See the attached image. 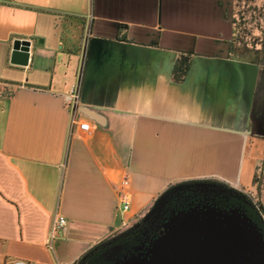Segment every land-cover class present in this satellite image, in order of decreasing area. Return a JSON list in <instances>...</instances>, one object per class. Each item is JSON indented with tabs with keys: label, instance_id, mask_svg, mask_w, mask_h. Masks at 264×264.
I'll return each mask as SVG.
<instances>
[{
	"label": "crops",
	"instance_id": "0c3cea01",
	"mask_svg": "<svg viewBox=\"0 0 264 264\" xmlns=\"http://www.w3.org/2000/svg\"><path fill=\"white\" fill-rule=\"evenodd\" d=\"M240 3L0 0V87L12 91L0 93V264H75L172 182L256 188L264 52L258 27L241 30ZM19 38L32 41L26 64L11 59ZM180 54L194 59L176 82Z\"/></svg>",
	"mask_w": 264,
	"mask_h": 264
},
{
	"label": "rangeland",
	"instance_id": "374dc122",
	"mask_svg": "<svg viewBox=\"0 0 264 264\" xmlns=\"http://www.w3.org/2000/svg\"><path fill=\"white\" fill-rule=\"evenodd\" d=\"M240 5L248 12L239 20L242 32H252L251 29L258 27L264 52V6L254 12L248 2L242 0ZM0 93L9 95L11 89L0 87ZM177 194L179 189H172L166 198L165 194L155 196L137 217L94 248L92 255L98 256L91 263L264 264V233L260 231L262 236L258 226L257 229L252 223L240 224L233 212L229 216L187 211L175 213L169 205ZM143 219L147 225L142 234L144 237L129 236Z\"/></svg>",
	"mask_w": 264,
	"mask_h": 264
},
{
	"label": "trees",
	"instance_id": "16d2710c",
	"mask_svg": "<svg viewBox=\"0 0 264 264\" xmlns=\"http://www.w3.org/2000/svg\"><path fill=\"white\" fill-rule=\"evenodd\" d=\"M193 59V56L190 54H180L179 58L175 61L173 68L172 77L176 82H182L186 78ZM263 170L264 166H259L257 168V173L254 176L256 190H254L253 187L238 188L220 178L202 177L185 179L175 183L172 182L168 188L159 195L165 194L166 198L168 197L167 194H169L172 189H179V195L177 194L175 197H172L170 201L171 205H169L172 210L174 209L175 213L181 211L189 212L194 209L206 210L208 208L220 209L221 211L227 212L237 211L245 222L252 223L257 229L259 227L260 230L258 229V231H263L264 233V202L261 196L263 191L261 181ZM137 216L138 214L135 217ZM146 226L147 225L144 223L143 219V221L139 223L138 229L131 230L129 236H132V238L133 236H136V238L138 236L144 237L142 234L145 232L144 228ZM104 240H106V238ZM104 240H102V242ZM97 245L86 251L77 260V262L79 261L78 264H94L91 262L96 256H98V254L94 256L92 255V252ZM102 253L103 252H100V254Z\"/></svg>",
	"mask_w": 264,
	"mask_h": 264
},
{
	"label": "built area",
	"instance_id": "2783aa9c",
	"mask_svg": "<svg viewBox=\"0 0 264 264\" xmlns=\"http://www.w3.org/2000/svg\"><path fill=\"white\" fill-rule=\"evenodd\" d=\"M72 97L78 98V92L75 91L74 89L72 90ZM80 128L87 131L91 130V126L89 123H81ZM128 188H129V181L125 179L122 182V187L119 188V198L121 199L122 207L124 210H128L131 204V195L128 191ZM67 219L68 218H66L65 216H61L60 218H58L56 221V229L58 228L59 230H62L68 223ZM7 264H31V263L23 259H20Z\"/></svg>",
	"mask_w": 264,
	"mask_h": 264
},
{
	"label": "water",
	"instance_id": "95a60500",
	"mask_svg": "<svg viewBox=\"0 0 264 264\" xmlns=\"http://www.w3.org/2000/svg\"><path fill=\"white\" fill-rule=\"evenodd\" d=\"M32 41L29 38H19L14 40L12 46L11 59L17 64H26L31 56Z\"/></svg>",
	"mask_w": 264,
	"mask_h": 264
}]
</instances>
